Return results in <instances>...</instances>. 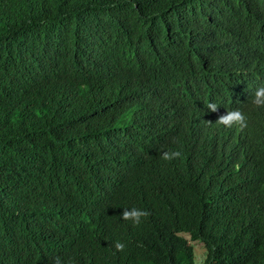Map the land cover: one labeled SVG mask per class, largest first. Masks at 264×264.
Returning <instances> with one entry per match:
<instances>
[{"label": "trees", "instance_id": "trees-1", "mask_svg": "<svg viewBox=\"0 0 264 264\" xmlns=\"http://www.w3.org/2000/svg\"><path fill=\"white\" fill-rule=\"evenodd\" d=\"M261 85L264 0H0V264H264Z\"/></svg>", "mask_w": 264, "mask_h": 264}, {"label": "clouds", "instance_id": "clouds-1", "mask_svg": "<svg viewBox=\"0 0 264 264\" xmlns=\"http://www.w3.org/2000/svg\"><path fill=\"white\" fill-rule=\"evenodd\" d=\"M252 104L257 107L264 106V85L259 86L254 93ZM207 109L216 112L218 106L215 103H209ZM216 123L221 124L225 127H232L233 125H238L241 129L247 127V118L244 113L239 109L226 110L224 114L218 116ZM181 156L180 151H163L161 153V158L165 161H171L173 159L179 158ZM150 213L144 209L132 207L125 208L121 213V218L123 220L132 221L134 225H139L141 223L142 217H147ZM115 249L117 251H123L125 244L123 242H115ZM53 264H63V261L59 256L54 258Z\"/></svg>", "mask_w": 264, "mask_h": 264}, {"label": "rangeland", "instance_id": "rangeland-1", "mask_svg": "<svg viewBox=\"0 0 264 264\" xmlns=\"http://www.w3.org/2000/svg\"><path fill=\"white\" fill-rule=\"evenodd\" d=\"M192 250H193V264H200L204 256V248L200 241H192Z\"/></svg>", "mask_w": 264, "mask_h": 264}]
</instances>
